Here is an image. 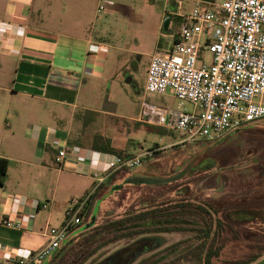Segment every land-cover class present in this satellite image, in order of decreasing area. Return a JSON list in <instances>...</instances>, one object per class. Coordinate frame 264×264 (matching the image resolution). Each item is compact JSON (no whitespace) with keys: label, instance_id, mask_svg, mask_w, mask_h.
Listing matches in <instances>:
<instances>
[{"label":"crops","instance_id":"crops-1","mask_svg":"<svg viewBox=\"0 0 264 264\" xmlns=\"http://www.w3.org/2000/svg\"><path fill=\"white\" fill-rule=\"evenodd\" d=\"M97 2L0 0V158L8 162L0 186V264H16L39 251L48 241L47 228L63 223L68 200L90 192L95 185L90 175L103 174L113 155L74 137L79 115H115V109L109 111L113 104L91 105L86 97L111 77V52L116 64L123 51L113 42L104 7L97 15ZM170 13L160 20L167 36L176 23ZM160 41L152 53L169 48L170 43L163 47ZM117 67L123 66L118 64L116 73ZM86 88L90 93L85 96ZM137 114L128 120L138 122ZM61 149L67 153L59 165ZM134 174L111 173L84 214L97 210L110 189L132 184L124 180ZM79 234V226L73 228L66 242Z\"/></svg>","mask_w":264,"mask_h":264},{"label":"rangeland","instance_id":"rangeland-1","mask_svg":"<svg viewBox=\"0 0 264 264\" xmlns=\"http://www.w3.org/2000/svg\"><path fill=\"white\" fill-rule=\"evenodd\" d=\"M221 4L223 0H207ZM174 0H104L106 17L114 31L115 45L120 48L116 73L115 53L108 58L106 81L96 87L93 95L90 89L83 90L91 105H114L115 115H79L75 127V138H80L83 145L91 143L93 133L111 139L122 155H138L146 150L157 149L150 160L132 177L167 178L181 175L178 181L147 187L125 185L122 189H110V195L95 210L94 226L105 219L115 217L129 207L140 209L143 203L167 201L170 207L179 201L176 195L180 188L187 186L192 202L220 200L234 195H244L249 191L264 190V121L242 126L234 132L214 141L198 140L182 145L175 144L179 137L168 130L152 127L128 118L136 119L139 102L142 98V87L148 60L155 42L164 47L170 43L163 28L162 14L176 11ZM190 4L186 5L189 8ZM111 11L117 17L111 16ZM109 14H107V13ZM160 23V27H159ZM172 21L169 32H174ZM126 73V75H124ZM117 74V75H116ZM128 77L130 81H127ZM146 100L153 105L176 109L178 101L166 94L162 96L147 95ZM100 102V105H99ZM186 109L191 106L185 103ZM156 131L158 133H156ZM153 132V133H152ZM132 172V171H131ZM146 186V187H143ZM102 202L99 201L98 204ZM82 214V224L88 223V215ZM87 213V212H86ZM256 223L240 226L242 234L255 230ZM154 238V239H152ZM192 239L186 232L163 233L144 236L133 241H121L109 244L101 249L85 264H137L144 258L162 259L160 264H186V247L182 244L169 251V248L180 241ZM159 247L150 251L155 242ZM194 241V240H193ZM192 244V242H191ZM195 244V242H194ZM168 250V251H167ZM150 251V252H148ZM195 252H193L194 254ZM164 257V258H162ZM185 257V258H184ZM193 261L192 256H187ZM190 263V262H189Z\"/></svg>","mask_w":264,"mask_h":264},{"label":"built area","instance_id":"built-area-1","mask_svg":"<svg viewBox=\"0 0 264 264\" xmlns=\"http://www.w3.org/2000/svg\"><path fill=\"white\" fill-rule=\"evenodd\" d=\"M176 19L170 46L150 56L139 102L137 121L170 131L175 144L214 141L242 126L264 121V0H174ZM189 8L185 4L189 3ZM97 15L103 13L98 0ZM169 94L176 109L158 106L147 95ZM190 104L191 110L186 109ZM157 149L138 155H111L107 169L90 178L95 185L82 196L68 200L63 223L48 227V241L16 264H42L66 242L68 233L82 224V214L93 191L111 173L130 172L152 158ZM67 151L57 153L60 165Z\"/></svg>","mask_w":264,"mask_h":264},{"label":"trees","instance_id":"trees-1","mask_svg":"<svg viewBox=\"0 0 264 264\" xmlns=\"http://www.w3.org/2000/svg\"><path fill=\"white\" fill-rule=\"evenodd\" d=\"M90 147L96 152L123 156L112 146L110 138L96 132L91 137ZM6 166L8 162L0 158V186L3 185ZM147 187L152 188L151 185ZM97 189L90 202L96 197ZM188 189L185 186L177 191L180 200L172 207L167 201L143 203L140 209L129 207L95 226L92 210L88 223L79 225L77 239L61 246L46 264H85L111 243L174 232H186L192 236V239L169 248V251H175L180 244L186 247V264H251L264 255V190L220 200L202 202L195 199L192 202ZM251 223L257 224L255 230L245 234L238 231L240 226ZM187 256H192L193 261ZM161 260L144 258L137 264H160Z\"/></svg>","mask_w":264,"mask_h":264},{"label":"water","instance_id":"water-1","mask_svg":"<svg viewBox=\"0 0 264 264\" xmlns=\"http://www.w3.org/2000/svg\"><path fill=\"white\" fill-rule=\"evenodd\" d=\"M127 81L129 82L130 79L128 77ZM113 109L109 110V111H113ZM181 178V175L176 174L174 176L171 177H167V178H151V177H127L124 180V183H132L133 185H141V184H145V185H151V186H157L160 184H166V183H170L176 180H179ZM118 188H121V186L115 188L114 190H118ZM251 264H264V255L261 258H258L256 261H254Z\"/></svg>","mask_w":264,"mask_h":264},{"label":"flooded vegetation","instance_id":"flooded-vegetation-1","mask_svg":"<svg viewBox=\"0 0 264 264\" xmlns=\"http://www.w3.org/2000/svg\"><path fill=\"white\" fill-rule=\"evenodd\" d=\"M260 122H261V121H260ZM258 123H259V122H258ZM145 163H146V162H145ZM145 163H144V164H145ZM144 164H143V165H144ZM143 165H142V166H143ZM142 166H141V167H142ZM152 239H154V238H152ZM133 242H134V241H133ZM158 245H159V242L156 241L155 244H153L152 247L150 248V251L153 250V249H155V247L158 248V247H159ZM150 251H148V252H150ZM92 264H93V263H92Z\"/></svg>","mask_w":264,"mask_h":264}]
</instances>
